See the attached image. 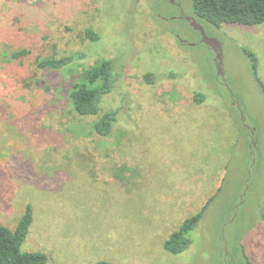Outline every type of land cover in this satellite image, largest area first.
Returning a JSON list of instances; mask_svg holds the SVG:
<instances>
[{"label": "rangeland", "instance_id": "1", "mask_svg": "<svg viewBox=\"0 0 264 264\" xmlns=\"http://www.w3.org/2000/svg\"><path fill=\"white\" fill-rule=\"evenodd\" d=\"M175 1L0 0V223L14 229L31 205L22 249L47 264H264V93L249 54L264 83V23L197 21L220 61L187 21L192 1ZM68 55L84 56L36 68ZM99 60L118 81L83 117L68 95ZM112 109L100 137L94 124ZM207 202L188 250L167 253Z\"/></svg>", "mask_w": 264, "mask_h": 264}, {"label": "trees", "instance_id": "2", "mask_svg": "<svg viewBox=\"0 0 264 264\" xmlns=\"http://www.w3.org/2000/svg\"><path fill=\"white\" fill-rule=\"evenodd\" d=\"M194 16L197 21L203 20L214 28H220L223 24H241L247 26L260 25L264 23V0H191ZM166 2V1H165ZM177 7V5L175 4ZM88 40L96 42L99 35L88 31ZM29 51L23 50L13 55V59L19 61L26 58ZM252 59L253 72L264 93V83L257 75V57L249 53ZM84 55H68L61 58H40L35 61L38 70L47 73H57L70 67L75 60ZM154 74L148 73L144 79L149 84L155 83ZM118 81V74L114 69L112 60H99L95 65L85 69L82 80L73 85L68 99L73 110L80 116L92 117L101 112L104 99L109 96ZM197 102H202L203 97L196 95ZM118 111L109 110L103 114L94 124V131L100 137H109L118 121ZM208 202L202 207L201 212L186 219L181 226L175 230L164 242L163 248L169 254H182L192 244L190 235L196 230ZM261 220L264 222V207L260 212ZM34 222V213L31 205H28L24 214L14 229L0 223V264H47L48 257L41 252L24 251L23 245L28 237ZM245 256L244 249L242 250ZM96 264H115L108 261H99ZM135 264V263H130Z\"/></svg>", "mask_w": 264, "mask_h": 264}, {"label": "water", "instance_id": "3", "mask_svg": "<svg viewBox=\"0 0 264 264\" xmlns=\"http://www.w3.org/2000/svg\"><path fill=\"white\" fill-rule=\"evenodd\" d=\"M170 2L172 4H177L175 0H170ZM177 6H178V4H177ZM187 21H190V23L193 26V28L200 32V34L202 36V40H203L204 43H206L209 46L220 48L219 43L215 39L210 38L207 35L204 27H202V25H200L195 18H187ZM218 59L221 61V53L218 54Z\"/></svg>", "mask_w": 264, "mask_h": 264}, {"label": "flooded vegetation", "instance_id": "4", "mask_svg": "<svg viewBox=\"0 0 264 264\" xmlns=\"http://www.w3.org/2000/svg\"><path fill=\"white\" fill-rule=\"evenodd\" d=\"M189 23H190V21H189ZM210 47L217 53V55L220 54V52H221L220 48L213 47V46H210Z\"/></svg>", "mask_w": 264, "mask_h": 264}]
</instances>
